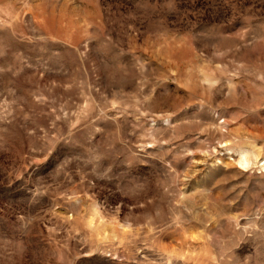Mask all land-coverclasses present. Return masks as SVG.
<instances>
[{
    "label": "rangeland",
    "instance_id": "374dc122",
    "mask_svg": "<svg viewBox=\"0 0 264 264\" xmlns=\"http://www.w3.org/2000/svg\"><path fill=\"white\" fill-rule=\"evenodd\" d=\"M0 264H264V0H0Z\"/></svg>",
    "mask_w": 264,
    "mask_h": 264
}]
</instances>
